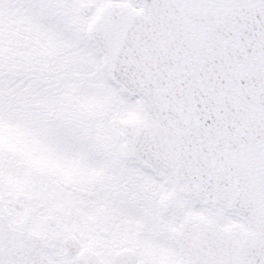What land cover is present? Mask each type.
Masks as SVG:
<instances>
[{"label":"snow or ice","instance_id":"6c2138e0","mask_svg":"<svg viewBox=\"0 0 264 264\" xmlns=\"http://www.w3.org/2000/svg\"><path fill=\"white\" fill-rule=\"evenodd\" d=\"M0 264H264V0H0Z\"/></svg>","mask_w":264,"mask_h":264}]
</instances>
